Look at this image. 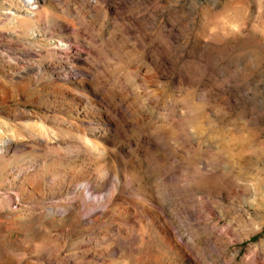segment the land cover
<instances>
[{
  "label": "rangeland",
  "instance_id": "374dc122",
  "mask_svg": "<svg viewBox=\"0 0 264 264\" xmlns=\"http://www.w3.org/2000/svg\"><path fill=\"white\" fill-rule=\"evenodd\" d=\"M39 8L0 15V264H264V0Z\"/></svg>",
  "mask_w": 264,
  "mask_h": 264
},
{
  "label": "bare ground",
  "instance_id": "6f19581e",
  "mask_svg": "<svg viewBox=\"0 0 264 264\" xmlns=\"http://www.w3.org/2000/svg\"><path fill=\"white\" fill-rule=\"evenodd\" d=\"M8 11L7 12H3L0 15L2 16H6V18L10 19L12 21V23H16L20 26H25L26 24H28L27 22H32L34 21L35 23H38V21L43 18V16H45L47 14V12L40 10L41 8H39V0H9L8 3ZM34 6H36V8H33ZM14 10V12H13ZM34 13V14H33ZM32 14L34 16H32ZM47 16V15H46ZM14 25V24H13ZM71 29V28H70ZM72 30H74V28H72ZM75 33V32H74ZM28 34L32 37V38H36L39 36V34H41L40 32H38L35 29H29ZM47 42V41H46ZM69 44V43H68ZM65 44L64 42H62L60 39L59 40H55L53 42L49 43V47L56 49L58 51H60V53L67 51L68 49L71 48V44L68 45ZM47 45V44H46ZM70 52V51H69ZM76 57V56H75ZM63 59V58H62ZM15 61H21V59L16 58L14 59ZM69 61V60H68ZM72 61V60H71ZM76 64H80V65H85L86 63L81 59V58H76L73 60ZM70 63V62H69ZM68 63V64H69ZM75 64V65H76ZM63 67L59 68V69H64L65 74H61L58 72L59 69H57L55 67L54 64L52 63H44L42 65H38V66H28L26 68H28L29 73H49L50 76H52L53 78H56L57 80H62L65 82H71L72 84H79V82H77V77H75V75H73L70 71V69H67L64 67V63L62 64ZM74 65V66H75ZM67 70V71H66ZM70 72V73H69ZM87 201V200H86ZM89 203V205H92L93 208H96L97 206L99 207V205L101 204L104 205L106 203H108V199H104L102 197L99 196H94L90 201H87ZM98 204V205H97ZM73 206V205H72ZM71 208V207H70ZM97 210V209H96ZM95 211V210H94ZM87 212V211H86ZM88 215H90L89 213H87ZM93 217V216H92Z\"/></svg>",
  "mask_w": 264,
  "mask_h": 264
}]
</instances>
